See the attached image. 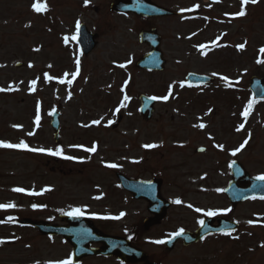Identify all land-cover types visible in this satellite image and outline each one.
I'll list each match as a JSON object with an SVG mask.
<instances>
[{"label":"rangeland","instance_id":"374dc122","mask_svg":"<svg viewBox=\"0 0 264 264\" xmlns=\"http://www.w3.org/2000/svg\"><path fill=\"white\" fill-rule=\"evenodd\" d=\"M113 1L88 0L85 5V0H0V88L12 85L16 89L0 92V141L17 144L23 140L37 149L59 147L63 156L73 157L0 148V204L16 205L0 209V220L14 218L11 223H0V240L4 241L0 264L66 260L70 248L64 242L47 239L17 222L52 224L73 208L82 209L80 216L90 217L105 234L129 238L147 255L149 264H264V202L246 201L233 208L223 191H217L226 188L233 160L253 177L264 175V102H255L247 118L241 115L253 100L247 89L250 77L264 78V52L260 51L264 48V0L246 5L242 17L234 15L240 0H151L159 6H173L181 16L155 25L166 66L162 73L153 74L135 68L137 60L149 52L138 40L144 21L110 12ZM34 3L46 4L47 11L36 12ZM194 14L202 16L198 23H186ZM204 16L213 20L208 27ZM77 21L97 35V46L87 57L74 41ZM201 44L208 45L204 54ZM240 44L245 47L238 49ZM77 56L80 72L72 85L58 83L64 73L76 71ZM46 72L53 77L47 82ZM187 73L215 81L196 89L186 87ZM33 79L36 90L30 92ZM141 95L169 98L155 99L153 118L145 121L138 113ZM124 96L128 100L120 107ZM37 102L39 126L34 123ZM53 111L61 119L58 144L49 127ZM94 120L100 123L92 124ZM200 123L203 129L194 126ZM241 123L244 128L238 132ZM245 139V147L232 156ZM146 144L157 146L149 149L143 147ZM93 145L95 152L84 150ZM199 148L205 151L197 154ZM116 173L161 182V198L170 207L159 226L144 231L143 221L150 217L147 204L121 191ZM18 187L25 193L12 190ZM196 208L230 209L213 217L239 224L240 231L232 236L235 242L214 237L191 248L178 245L171 253L162 243H154L181 229H196L198 221L206 218ZM241 236H246L244 243ZM241 250L246 253L238 256ZM82 264L115 263L88 259Z\"/></svg>","mask_w":264,"mask_h":264},{"label":"water","instance_id":"95a60500","mask_svg":"<svg viewBox=\"0 0 264 264\" xmlns=\"http://www.w3.org/2000/svg\"><path fill=\"white\" fill-rule=\"evenodd\" d=\"M146 0H116L110 5V9L114 13L129 14L133 13L136 15L143 16H161L164 15L162 11L158 10L153 6H148ZM167 15V13H165ZM80 36L78 42L82 53L85 56L89 54L96 46L95 36L89 34L85 31L82 26L79 29ZM141 43H146L152 52L147 54L136 63V68L142 70H148L150 72H162L165 61L162 60L161 53L159 52V39L155 34V31L151 32H141L139 36ZM187 84L189 85H204L212 82L209 78H205L198 75L189 74L186 76ZM248 89L251 90L255 99L264 100V79L251 78ZM140 115L149 120L152 117L154 102L146 97H140ZM59 115L54 113L52 115L51 127L54 130V139L56 141L59 131ZM232 181L228 185V189L225 191L226 197L229 198L230 202L234 205L239 202H243L247 199H253V197L264 196V181H257L252 179L246 174L244 169L238 164H232ZM121 187L126 191L132 193L133 198L143 199L149 202L148 212L153 214L154 218H149L144 223L145 229L147 230L150 226L159 224V221L165 216L166 210L169 208V204L160 198L159 186L160 182H147V184L142 183L138 180H128L123 177L118 176ZM62 221L66 225L62 226H49L46 223H35L22 221L20 224L24 227H32L38 230V232L44 236H60L63 237L65 241L73 247L72 258H74L73 263H77L80 259L85 258V256L91 255H101V256H116L124 262H139L146 259V256L141 252L133 250L126 242L122 239H115L110 237H105L101 235L97 230H94L93 225L87 220H81L76 217H62ZM212 224L211 220L204 221L202 227L196 233V236L190 235L188 233H183L179 236H173L170 240L164 242L166 244L167 250H171L175 242L178 240H183L185 246L192 245L198 240L203 238V236L214 234L216 232H222L224 230H235V225L230 224L225 221H219V226L217 228H210ZM100 242L103 244V248L100 250L92 251L89 249L91 243Z\"/></svg>","mask_w":264,"mask_h":264},{"label":"snow or ice","instance_id":"6c2138e0","mask_svg":"<svg viewBox=\"0 0 264 264\" xmlns=\"http://www.w3.org/2000/svg\"><path fill=\"white\" fill-rule=\"evenodd\" d=\"M88 3V0H85V5H87ZM249 3H252V4H255L257 3V0H240V8H239V11L236 12L234 15L237 16V17H242L244 15H246V11H245V6L248 5ZM34 10L36 12H43V11H47V5L46 4H43V3H34L33 6ZM181 11H185L184 9H181ZM76 29H77V32L79 31L80 29V22L77 21L76 22ZM219 39V38H217ZM214 45L216 44V41H213L212 42ZM208 47V45H205V44H201L199 45V48L201 50V54H204L203 50L206 49ZM245 47L244 44H240V45H237V48L238 49H243ZM36 51H39V49H35ZM261 52H264V48H262L260 50ZM76 71L74 72H71V73H64L63 77H60L58 79V83L60 84H67L69 86L72 85L73 81L76 79V77L79 75V72H80V61H79V57L77 56L76 58ZM29 67H32L31 64H29ZM49 67H51V65H49ZM119 67L123 68L125 67L124 64H121L119 65ZM213 75H216L215 73ZM71 77V78H69ZM44 79H45V82L47 81H50L53 79L52 76H50L47 72L44 73ZM222 80H225L227 81V77H221ZM36 84H37V80L36 79H33L29 82V91L30 92H33L36 90ZM125 84H127V81H125ZM181 87H183V84H181ZM13 90H16L12 85H9L8 88H0V92H3V91H13ZM123 91V89H122ZM171 91H172V86L170 85L169 86V95H171ZM169 95H165L163 97H151V99H163V100H167L169 98ZM68 96L69 98L71 97V92L68 93ZM128 100V97L127 96H124V99L121 101V104H120V107H123L124 106V103L125 101ZM255 103L254 100H249L247 106L245 107L244 111L241 113L242 116H244L245 118H247V116L249 115L252 107H253V104ZM120 109L119 107L116 109V111L118 112ZM211 111V110H209ZM34 123L39 126L40 124V104L39 102H37V105H36V116H35V120H34ZM100 123V120H94L92 121V124H99ZM109 124L113 123V121H109L108 122ZM85 127H87L88 125H84ZM195 127H198L200 129H203L205 127V125L203 123H200L198 125H194ZM12 127L14 128H20L22 126L20 125H12ZM244 128V124L241 123L236 131H240L241 129ZM28 135H33L32 132H29ZM248 143V140L245 139L244 142L242 144L239 145V147L235 148L232 152H231V155L232 156H235L238 152H240L244 147L245 145ZM157 145L155 144H146V145H143V147L145 148H154L156 147ZM82 147V146H80ZM216 147H219L221 149H223V145H216ZM0 148H14V149H25V150H28V151H32V152H47L48 155H52V156H63V150L61 148H56L55 150H52V149H44V148H30L23 140H21L19 143L17 144H13V143H8V142H4V141H0ZM85 151L87 152H95L96 151V146L93 145L91 148H85L84 149ZM64 159H73V157L71 156H63ZM108 167H112V168H115L117 167L116 164H108L107 165ZM231 167V165H230ZM255 179L257 181H264V175H259L257 177H255ZM13 191L15 192H18V193H25V189L24 188H14L12 189ZM49 189H44L43 191H48ZM217 191H224L223 189H217ZM26 194L28 195H40L42 193H35V192H27ZM255 197H253L254 199ZM261 199H264V196L260 197ZM174 203H177V204H180L181 201L180 200H175L173 201ZM16 207L15 204L13 203H7V204H0V209H10V208H14ZM33 208H36L37 205L33 204L32 205ZM188 207H192V205H188ZM195 211L197 212H202L204 216L206 217H213V216H216L219 214L220 211H223V212H228L230 211V209H223V210H203V209H200V208H196ZM64 215H67V216H72V217H78L80 215L83 214L82 212V209L80 208H73L71 211L69 212H64L63 213ZM123 215V213H121V216ZM101 218H104V219H108V218H112V219H119L120 217L117 216V217H101ZM14 221V218L9 216L7 217L6 220H0V223H11ZM198 223L200 225H203L204 224V221L203 220H200L198 221ZM248 223H253L252 221H248ZM183 232V230L181 229L180 231H177L176 233H173L172 235L173 236H179L181 235ZM225 234L227 235H231V231H228L226 232ZM131 238V237H130ZM0 243H4L3 240H0ZM154 243H164V241L160 240V241H154ZM51 264H72V258L71 256H69L66 260H61V261H56V262H51Z\"/></svg>","mask_w":264,"mask_h":264},{"label":"flooded vegetation","instance_id":"af4514ba","mask_svg":"<svg viewBox=\"0 0 264 264\" xmlns=\"http://www.w3.org/2000/svg\"><path fill=\"white\" fill-rule=\"evenodd\" d=\"M161 7L165 8V9H168L170 11L173 10V6L171 7H167V6H162ZM180 16H172V18H161V19H141V21H144L143 23H145V27H143L145 30H150L151 28H155V25H157V23H161L163 20H172V19H179ZM228 236V237H227ZM230 235H227V234H220V235H216L214 237H217L219 238L220 240L222 241H225V240H228L229 242H232V237H229ZM244 238H246V236H241V239L243 240ZM208 238H204L202 241H200V243L194 245V246H198L200 244H203V242L205 240H207ZM243 243H244V240H243ZM95 247V246H94ZM96 247H99L98 245H96ZM193 247V246H192ZM191 248V247H190ZM243 252L241 253H238V256H241L242 255H245L246 251L245 250H241ZM237 256V255H236ZM88 259H91V260H96V259H102L100 257H96L95 259L94 258H85L84 260H82L79 264H82L85 262V260H88ZM114 260V259H113ZM116 261V260H115ZM230 262H227V264H229ZM115 264H123L121 262H115ZM139 264H149L148 262H143V263H139Z\"/></svg>","mask_w":264,"mask_h":264}]
</instances>
